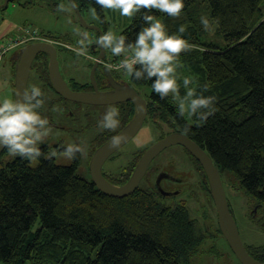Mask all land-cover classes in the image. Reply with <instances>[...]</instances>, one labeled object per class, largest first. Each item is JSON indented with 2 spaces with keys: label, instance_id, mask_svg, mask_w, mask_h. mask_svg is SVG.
Returning a JSON list of instances; mask_svg holds the SVG:
<instances>
[{
  "label": "trees",
  "instance_id": "1",
  "mask_svg": "<svg viewBox=\"0 0 264 264\" xmlns=\"http://www.w3.org/2000/svg\"><path fill=\"white\" fill-rule=\"evenodd\" d=\"M44 1L56 10L57 1ZM11 2L22 8L37 4L35 0ZM203 3L220 36L217 45L195 41L196 13ZM77 4L83 14L85 9H95L103 30H108L106 9L95 0H77ZM145 11L120 33L130 42L144 26ZM151 13L170 34L182 35L196 45L188 50L196 61L188 63L184 72L194 77L198 93L216 97L214 111L203 122L180 116L171 97L161 99L151 90V81L129 77L131 84L136 89L150 88V115L164 120L170 132H182L198 143L221 175H232L239 188L264 207V0H185L179 17L157 9ZM181 25L186 27L184 33H179ZM23 28L37 29L28 23ZM41 32L61 35V42L68 38ZM185 52L180 54L181 61ZM38 60H43L42 81L56 93L47 72V56L40 55ZM117 107L121 129L133 118L135 107L132 102ZM42 146L47 150L49 145ZM190 155L204 173L198 159ZM81 162L80 154L68 165L55 158L30 163L19 156L0 163V264H189L203 253L207 232L189 217L185 202L168 206L154 189L138 188L123 198L110 196L92 178L79 174ZM203 182L208 188L207 178ZM251 249L264 262V244Z\"/></svg>",
  "mask_w": 264,
  "mask_h": 264
},
{
  "label": "rangeland",
  "instance_id": "2",
  "mask_svg": "<svg viewBox=\"0 0 264 264\" xmlns=\"http://www.w3.org/2000/svg\"><path fill=\"white\" fill-rule=\"evenodd\" d=\"M35 1H37V4L31 8H22L11 3L6 10L0 11V21L5 18L14 24L10 34L0 42V48L2 44H7V42L20 35L22 32L21 29H23L26 23L43 31L49 30L53 33H65L68 35V38L65 42H61L58 38L61 35L56 36L46 32H44L46 33L45 36L41 32V34L37 36L32 35L34 36L32 37L30 36L32 29H27L23 42L13 43L12 45L15 48L7 52L3 57L0 67V99L4 97L14 98L15 66L13 68L12 64L22 49L31 43L45 40L53 42L58 49L61 74L68 85L72 84L80 89L78 86L90 87L93 84L91 81V72L95 62L100 57V48L96 45V39L100 34L95 30L85 28L80 23L77 14L68 0H55L58 4L63 3L65 5L63 11L57 8L56 10L50 8L44 0ZM3 2L4 0H0V3ZM71 15L73 16L72 18ZM84 16L89 23L102 27L96 13L93 14V9H85ZM196 16L195 31L197 34L195 41L217 45L220 36L216 33V26L210 18L208 9L204 3L198 7ZM201 17H207L212 22L213 27L210 30L206 31L204 29V26L201 24ZM106 18L109 23L108 30L111 29L118 35L130 25L133 19L120 15L119 10L116 9H106ZM84 32L88 33L89 40V43H87V56L78 55L75 51L76 48L80 47L78 41L81 39V33ZM187 52L188 50L184 53L183 58L185 63L183 60L181 61L180 57L181 66L177 69L178 81L181 78L179 82L182 89H184L183 77L186 76L184 71H187L185 67L188 63L196 61H192L193 59L190 58L191 52ZM113 57L115 56L111 54L110 50L105 51L96 71L98 85L106 90L110 86L104 69L108 65L113 64ZM42 62L43 60H36L34 62L28 82V90L30 91L33 85H38L46 94V102L41 111L49 118L53 126V132L45 139L44 144L51 145L52 147L59 145L66 146L67 144L73 143L82 145V162L79 168V174L87 179H91V157L96 148L101 145L102 140L114 133L110 130H101L98 127V121L110 106L117 107V104L88 106L82 103L74 104L70 101H64V98L55 93L52 88L48 87L46 82L42 81L39 69ZM189 71L191 72L192 69H189ZM111 72L114 78L120 83L131 85L130 78L122 71L115 69L114 71L111 70ZM137 90L144 98H149L151 93L150 88L137 87ZM183 92H185V89L181 90V94ZM172 102L178 105L173 99ZM166 132H170L169 125L164 120L159 119V117L156 118L153 114L149 115L138 134L127 145L121 148V150L116 152L113 157L107 160L104 165L105 173L113 177L131 175L134 165L138 162L143 149L157 141ZM180 147L174 145L166 153L164 151V153L162 152L163 154L160 153L152 166L154 165L153 167H155L157 163H163V166L168 167V161L171 159L170 156L174 155L179 158V160L177 159L179 161V169L176 168V171L183 173V176L188 180L187 187L189 189L185 190L175 202H172L169 198L164 200V202L168 206L185 202L189 211V217L199 223L207 232L205 241L206 248H203V253L195 257L189 264H242L232 252L228 241L220 232L217 209L210 192V187L208 186L207 188L206 183L204 184L203 182L204 178L200 176L201 170L197 168L198 174L193 172V169H191L192 162L184 158L186 157L185 152ZM16 157V155L9 152L4 153L0 157V163H7ZM55 159L62 165H68L72 162V159L60 155L55 157ZM159 172L160 170L156 171L154 175H151L148 181H143L139 188L144 191L153 190L152 187H155ZM222 180L247 249L253 250L251 248L263 245L264 207H260L256 200L244 193L232 175L222 174ZM119 184L114 183L117 186Z\"/></svg>",
  "mask_w": 264,
  "mask_h": 264
},
{
  "label": "clouds",
  "instance_id": "3",
  "mask_svg": "<svg viewBox=\"0 0 264 264\" xmlns=\"http://www.w3.org/2000/svg\"><path fill=\"white\" fill-rule=\"evenodd\" d=\"M73 7H78L77 0H70ZM103 9L119 10L120 15L135 18L142 9L144 26L137 34L134 42H130L126 34H116L111 29L104 31L96 39V45L102 50H110L119 57L115 67L135 81H151V90L161 99L171 97L177 102L180 116L187 114L198 121H206L214 111L215 96H205L198 93L194 86V77H183L184 94H181V84L178 81L177 69L181 66L180 54L196 45L190 43L182 35L170 34L167 26L157 15L151 13L157 9L169 16L179 17L185 8V0H95ZM57 9L63 11L65 5L60 3ZM95 14V9H93ZM204 29L210 30L213 25L207 17H201ZM186 27L181 25L179 33H184ZM80 47L75 51L78 55L87 56L88 33H81L78 41ZM155 79L153 80V78ZM206 87V86H205ZM15 98L0 99V147L9 153L19 156L30 163L43 159H53L58 155L68 159H76L83 152L80 144H67L52 147L47 150L42 146L45 139L53 132L49 118L41 109L46 102V94L38 85H33ZM101 130H110L116 134L110 137L113 148L120 147L127 140L126 132H118L121 127V111L119 107L110 106L98 121ZM187 130V129H185Z\"/></svg>",
  "mask_w": 264,
  "mask_h": 264
},
{
  "label": "water",
  "instance_id": "4",
  "mask_svg": "<svg viewBox=\"0 0 264 264\" xmlns=\"http://www.w3.org/2000/svg\"><path fill=\"white\" fill-rule=\"evenodd\" d=\"M8 5L9 0H4V3L0 4V8H5ZM73 9L76 11L80 23L85 28L96 30L100 34L103 33L101 27L87 23L78 7H73ZM41 54H46L49 57L48 73L54 90L66 100L93 106H107L125 102H132L136 106V114L134 118L120 131L127 133L126 142L118 148H113L109 139L97 148L91 158V177L93 183L100 191L118 198L131 195L138 190L140 182L145 177L150 163L167 148L174 145H181L198 159L205 171V176L209 182L210 192L217 209L220 230L228 241L233 253L242 264H264L263 261L258 260L249 252L242 239L237 220L235 219L223 185L222 175L219 168L215 165L213 159L205 149L182 132H173L153 143L140 158L130 180L126 184L119 186L114 185L104 176L103 167L107 160L127 145V143L138 134L144 126L148 115L146 99L132 85L116 81L109 68L106 67L104 71L109 79L108 82L111 89L108 91H101L97 87L95 72L101 61L102 55L105 54V50L100 49V57L97 59L91 72V80L94 90L83 92L74 91L63 79L60 70L58 51L54 44L41 41L27 45L17 56L14 98L19 93L21 95L19 98L22 99V94L28 90V82L32 66L37 57ZM5 150L6 148L0 147V154ZM161 179L162 177L160 176L159 182ZM160 191H162L161 188ZM162 194L164 196L170 195L164 191H162Z\"/></svg>",
  "mask_w": 264,
  "mask_h": 264
},
{
  "label": "flooded vegetation",
  "instance_id": "5",
  "mask_svg": "<svg viewBox=\"0 0 264 264\" xmlns=\"http://www.w3.org/2000/svg\"><path fill=\"white\" fill-rule=\"evenodd\" d=\"M96 63V62H95ZM34 65V64H33ZM94 67V66H93ZM98 67H99V65H98ZM98 67H97V69H98ZM97 69H96V71H97ZM95 75H96V72H95ZM92 81V80H91ZM96 81H97V79H96ZM97 83V82H96ZM72 85V84H71ZM93 85V84H92ZM91 85V86H92ZM132 85V84H131ZM89 87V86H78V87H80V90H78V91H93L94 90V87L92 86V87ZM71 87H75V86H71ZM97 87L101 90V91H108V90H110L111 89V87H109L108 88V90H106L105 88H103L102 86L100 87L99 85H98V83H97ZM146 99V98H145ZM149 98L148 99H146V102H147V106H148V115H147V118H146V121H147V119H148V117H149V115H150V103H149ZM71 102V101H70ZM74 104H80V103H77V102H73ZM87 105V104H86ZM88 106H91V105H88ZM135 106V105H134ZM135 114H136V106H135V113H134V116H135ZM134 116H133V118H134ZM132 118V119H133ZM131 119V120H132ZM130 120V121H131ZM145 121V122H146ZM129 123V122H128ZM127 125V124H126ZM125 125V126H126ZM124 126V127H125ZM124 127H122L118 132H120ZM173 132H179V131H173ZM173 132H170V133H168V134H171V133H173ZM114 134H116V133H113L112 135H114ZM167 134V135H168ZM112 135H110L108 138L106 137L105 138V140L101 143V145L103 144V143H105L107 140H109L110 139V137L112 136ZM166 135H162V137H160V139L161 138H163V137H165ZM158 141V140H157ZM156 142V141H155ZM154 142V143H155ZM153 144V143H152ZM151 144V145H152ZM151 145H149L148 147H146L145 149H143V152H142V154H141V156L139 157V160H140V158L142 157V155L144 154V152L151 146ZM181 145H178V147H180ZM171 147H173V146H171ZM170 148V147H169ZM169 148H167L166 150H164V152L166 153L167 151H168V149ZM185 153V155H186V157H184V158H187L188 159V161L189 162H192V167H191V169H193V172L195 173V174H198V171H197V167H196V162L193 160V158L191 157V155H190V152L185 148V147H183V146H181L180 147ZM163 152V153H164ZM162 153V154H163ZM171 157V159H169V161H168V167H165V166H163V163H157L156 165H155V167H153L152 166V164H153V162L155 161V159L156 158H158V156L150 163V165H149V167H148V170H147V173H146V175H145V177L142 179V181L140 182V186H141V183L143 182V181H148V179L150 178V176L151 175H154L155 173H156V171H158V170H160V172H159V174L157 175L158 177H157V180H156V183H155V187L153 188L152 187V189H154L156 192V194L159 196V198L160 199H162L163 201L164 200H166V199H170L172 202H175L176 200H177V198L183 193V192H185V190H187V189H189V187H187L188 186V180H187V178H185L184 176H183V173H180V172H178V171H176V168H178L179 169V161H177V159L179 160V158H177V157H175L174 155H171L170 156ZM169 158V157H168ZM139 160H138V162H139ZM138 162L136 163V165H134V169H135V167L137 166V164H138ZM134 169H133V172H134ZM103 174H104V176L110 181V182H112L113 184L115 183H120L121 185H124L125 183H123V180L127 177V176H129L128 178L130 179L131 178V176H132V174L130 175H125V176H122V175H120V176H115V177H113V176H111V175H109V174H107V173H105V171H104V167H103ZM160 176L162 177V179L160 180V182H159V178H160ZM200 176H202L203 178H207L206 176H205V171H204V173H200ZM129 179L127 180V182L129 181ZM187 181V182H186ZM126 182V183H127ZM159 184H158V183ZM163 183H165V185H167V186H165V185H163ZM172 184V185H171ZM160 188H161V190L162 191H164V192H167L168 193V195L169 196H164L163 194H162V191H160Z\"/></svg>",
  "mask_w": 264,
  "mask_h": 264
},
{
  "label": "crops",
  "instance_id": "6",
  "mask_svg": "<svg viewBox=\"0 0 264 264\" xmlns=\"http://www.w3.org/2000/svg\"><path fill=\"white\" fill-rule=\"evenodd\" d=\"M13 27L14 24H12L11 21H7L5 18L0 21V42L10 34Z\"/></svg>",
  "mask_w": 264,
  "mask_h": 264
},
{
  "label": "built area",
  "instance_id": "7",
  "mask_svg": "<svg viewBox=\"0 0 264 264\" xmlns=\"http://www.w3.org/2000/svg\"><path fill=\"white\" fill-rule=\"evenodd\" d=\"M12 46H8L5 50H9Z\"/></svg>",
  "mask_w": 264,
  "mask_h": 264
}]
</instances>
